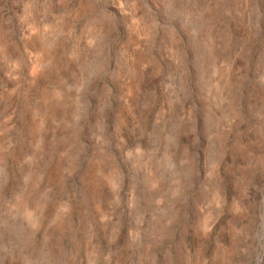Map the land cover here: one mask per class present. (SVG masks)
<instances>
[{"label":"rangeland","instance_id":"obj_1","mask_svg":"<svg viewBox=\"0 0 264 264\" xmlns=\"http://www.w3.org/2000/svg\"><path fill=\"white\" fill-rule=\"evenodd\" d=\"M0 264H264V0H0Z\"/></svg>","mask_w":264,"mask_h":264}]
</instances>
